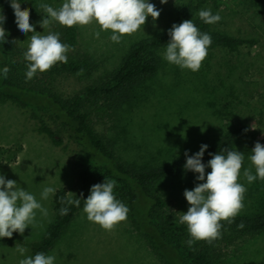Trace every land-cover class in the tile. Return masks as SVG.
<instances>
[{
    "label": "rangeland",
    "instance_id": "374dc122",
    "mask_svg": "<svg viewBox=\"0 0 264 264\" xmlns=\"http://www.w3.org/2000/svg\"><path fill=\"white\" fill-rule=\"evenodd\" d=\"M183 1L187 0H167L164 4H160V0H150L161 9L155 22L149 15L144 25L131 34H123L118 43L109 39L111 30H101L95 20L86 25L74 24L79 32V50L92 58L95 66L89 76L58 75L57 89L63 95L70 96L86 84L93 81L97 83L117 65L131 43L165 31L176 22L177 11ZM217 1L221 2L219 6L224 14L229 9L243 12L241 15L232 11L229 19L221 17L224 20L219 22L221 27L225 28L226 25L234 34H251L256 38L252 45L243 44L236 57L224 54L223 51H215V57L205 56V60L201 62L200 68H212L226 58L235 64L236 86L222 103H218V107L222 108L231 103L230 112L218 120L209 114L212 107L209 102L204 103L207 95L217 96L216 93L209 92L217 78L216 73L211 75L200 72L195 78V75H190V69L168 63L159 67L150 78L152 89L144 103L103 113L105 115H99L100 119L94 125L114 142L113 149L121 160L132 162L139 169L143 164L159 166L173 162L184 156L186 149L188 153L197 151L201 143H206L209 147L219 138L218 129L222 128L219 122L223 125L232 121L236 127L241 122L245 136L232 149L236 148L245 153L238 182L245 185L246 192L243 195V207L237 214L259 212L264 204L263 186L260 184L262 179L248 183L243 172L248 168L255 174V166L248 158L250 150L258 140L264 144V0ZM62 2L63 0L26 1L23 9L27 8L30 12L29 22L35 25V34H47L56 22L49 18L48 23L42 26L40 22L46 16L42 4L59 8ZM257 22L263 26L261 30L256 29ZM97 32L99 36L94 35ZM18 34L21 45L27 48L33 33ZM216 68L225 72V67L216 65ZM175 69L179 71L178 75ZM188 78L191 81L185 82L184 79ZM189 85H192V90ZM196 88L197 102L190 101L193 93L191 91ZM45 117L66 142L65 150L54 146L45 135L36 133L22 109L11 102L0 103V172L6 179H15L20 186L35 193L37 199L46 185L57 190L63 189L65 195L67 191L76 193L77 190V170L74 162L76 146L67 138L58 120L49 115ZM97 118L99 117L94 116L92 119L94 121ZM205 171H210V168ZM195 175L197 174L187 170L154 181V190L169 202L171 210L178 217L189 206L183 195L184 189H191L196 183L202 182L196 181ZM119 186L120 183L117 182L113 190ZM249 190L251 195H248ZM53 197L51 195L41 201L48 210L46 216L37 210L34 222L26 226L22 234L13 231L12 237L0 238V264H18L22 257L17 248L21 246L26 249L24 255H31L33 243L44 236L54 221ZM149 204L148 196L139 194L134 210L139 221L144 219ZM142 228L146 229V226L143 225ZM163 234L169 241L179 242L182 246L189 239L176 230L164 229ZM159 248L169 264H187L186 261L192 264L191 259H181L176 250L167 244L160 245ZM211 253L215 264H264V231L229 244L216 241L211 246ZM46 254L55 255V264H164L127 217L115 223L111 229H105L88 220L83 207L74 214Z\"/></svg>",
    "mask_w": 264,
    "mask_h": 264
},
{
    "label": "trees",
    "instance_id": "16d2710c",
    "mask_svg": "<svg viewBox=\"0 0 264 264\" xmlns=\"http://www.w3.org/2000/svg\"><path fill=\"white\" fill-rule=\"evenodd\" d=\"M26 1L23 0L21 9H23ZM219 5L221 2L217 0L183 1L177 11L176 23L191 18L200 31L211 35L212 42L208 46L206 57H215L213 54L215 51H223L224 54L236 57V53L240 51L243 44L252 45L256 42V38L251 34H234L226 25L225 28L221 27L219 22L224 21L222 18H231L232 11L241 15L243 12L229 9L224 14ZM0 6H2L6 16L4 27L8 30L7 40L3 44L0 43V67L7 66L9 69L6 77L0 76V103L11 102L22 109L36 133L45 135L54 146L65 150L67 148L66 142L60 133L50 126L45 116L49 115L54 120L59 121L58 123L66 132L67 138L76 146L74 150V162L77 170L75 194L79 196L83 192L80 206L68 205L69 211L66 215H60L59 212V209L65 206L60 199L65 196V191L58 189L55 192L53 197L54 221L49 225L44 236L33 243L31 255L38 251L45 253L48 251L74 214L83 207V198L89 194L90 186L102 182L104 177L115 179L120 183V186L113 191L116 198L127 205L126 217L133 227L145 237L164 264L169 263L160 252L159 246L163 244H167L176 250L181 259H191L192 264H215L211 246L216 241L229 244L245 236H252L264 231L263 204V208L259 212H242L221 220L220 234L210 241L197 240L191 247L187 243L182 246L179 242L169 241L163 234L164 229L176 230L189 238L187 225L178 223V216L171 210L169 202L154 190L153 185L156 180L187 171L183 169L185 155L170 163H163L159 166L143 164L138 169L134 163L121 160L113 149L114 142L106 137L103 132H99L94 125L100 116L105 115L103 113L116 112L123 107L128 108L138 103H144L152 89V84L149 82L150 78L156 74L159 67L169 63L162 57L169 39L167 30L142 37L131 43L117 65L103 78H100L97 83L93 81L72 95L65 96L57 89V76H89L95 66L92 58L79 50V32L76 25L69 27L56 21L49 31L59 32L61 41L71 46L67 52V62H57L48 70L37 71L32 79L26 80L25 71L29 62L24 59V52L27 48L23 47L19 41V31L14 23V13L8 0H0ZM203 8H210L213 13L219 12L222 18L213 24L204 23L197 14ZM255 27L257 30L263 28L259 22L255 24ZM229 60L226 58L221 64L213 65V69L205 66L197 71H191V74L189 72L190 75H195V78L200 75V72L211 75L217 74L214 85L209 91L216 93L217 96L207 95L204 98V103L209 102V105L212 106L209 109V114L218 120L226 116L232 109L231 103L223 108L222 106L218 107V103H222L226 96L231 94L230 90H233L237 83V75L234 73L235 64L230 63ZM208 61L209 59H207ZM216 65L225 67V72L216 68ZM176 74H179L178 70ZM184 80L185 82L191 81L189 78ZM206 82L209 84L208 81ZM189 87L192 90V85ZM191 92L193 93L189 100L197 102V88ZM94 116L99 118L93 121ZM219 125L222 127L220 130L218 129L219 138L205 150L202 157L204 162L211 158L210 152L216 153L223 149H232L245 136L241 122L237 127L232 121L223 125L219 122ZM194 152L192 151L188 155ZM260 184L263 186L262 200H264V179L260 180ZM141 193L148 196L150 204L145 211L144 219L139 221L134 210L135 203ZM248 195H251V190H249ZM241 223L243 227L238 226ZM143 225L146 226V229L142 228ZM186 263L189 264L187 261Z\"/></svg>",
    "mask_w": 264,
    "mask_h": 264
},
{
    "label": "clouds",
    "instance_id": "9594fccd",
    "mask_svg": "<svg viewBox=\"0 0 264 264\" xmlns=\"http://www.w3.org/2000/svg\"><path fill=\"white\" fill-rule=\"evenodd\" d=\"M167 0H160V4ZM14 13V23L20 33H33L24 52V59L28 61L25 79L30 80L39 72L48 70L57 62H67V52L70 45L60 39L59 32H48L45 35L35 34V25L29 22L30 12L27 8L21 9L23 0H8ZM46 16L42 19V26L49 18L65 26L74 24L86 25L95 20L101 30L110 29L109 39L120 42L123 34H131L144 25L149 15L155 22L161 9L150 0H63L59 8L49 4H42ZM198 16L206 24H213L221 19L220 13H213L210 8L198 11ZM6 16L0 6V43L7 40L8 30L4 27ZM155 27V23L153 24ZM169 39L163 52V58L180 68L197 71L202 60L207 55L208 46L212 37L207 32L198 29L193 20L184 19L180 23L173 22L167 29ZM99 36V32L94 33ZM9 69L0 67V76L6 77ZM206 143H201L199 149L188 155L185 150L183 169L191 170L195 175L196 183L191 189L185 188L183 195L188 202L187 211L178 217V223L186 224L189 233L187 245L191 247L197 240H212L220 234V221L233 217L243 207V195L246 192L244 184L238 182L240 169L245 153L235 149H223L220 152L209 153L211 157L202 161ZM255 166V174L248 168L243 175L248 183L257 179H264V144L259 140L254 142L248 157ZM210 168V171L205 170ZM117 181L106 179L94 183L89 188V194L83 198V211L88 220L98 223L105 229L126 218L128 207L117 199L113 191ZM57 189L46 185L36 194L19 185L17 180L7 178L0 172V238L12 237L13 231L23 233L26 226L32 225L37 210L47 215L48 210L41 201L54 195ZM83 192L77 196L67 191L61 199L64 207L59 209L60 215H66L68 205L79 207ZM243 227L241 223L238 225ZM21 255L18 264H55V255L43 251L32 255H24L26 249L18 247Z\"/></svg>",
    "mask_w": 264,
    "mask_h": 264
}]
</instances>
